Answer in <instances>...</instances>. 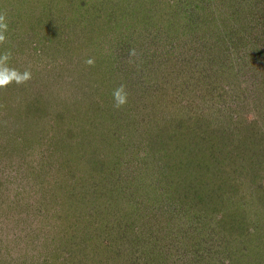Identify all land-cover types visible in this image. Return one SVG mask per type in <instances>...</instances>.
<instances>
[{"label":"rangeland","instance_id":"rangeland-1","mask_svg":"<svg viewBox=\"0 0 264 264\" xmlns=\"http://www.w3.org/2000/svg\"><path fill=\"white\" fill-rule=\"evenodd\" d=\"M165 13L167 0H0V54L31 72L0 88V264H115L106 237L125 222L167 256L171 227L142 164L162 156L148 138L167 128V102L155 104L167 98Z\"/></svg>","mask_w":264,"mask_h":264},{"label":"trees","instance_id":"trees-1","mask_svg":"<svg viewBox=\"0 0 264 264\" xmlns=\"http://www.w3.org/2000/svg\"><path fill=\"white\" fill-rule=\"evenodd\" d=\"M163 17L167 98L155 104L167 102V128L148 138L162 156L142 164L153 165L171 243L167 256L149 253L124 214L105 247L115 264H143L144 253L152 264H264V0H167Z\"/></svg>","mask_w":264,"mask_h":264},{"label":"clouds","instance_id":"clouds-1","mask_svg":"<svg viewBox=\"0 0 264 264\" xmlns=\"http://www.w3.org/2000/svg\"><path fill=\"white\" fill-rule=\"evenodd\" d=\"M8 30V25L5 21V15L0 14V43L6 42L5 32ZM11 59V54L5 52L0 54V88L6 87L8 84L15 82L17 84L26 83L31 79V72L26 70L20 73L18 70L9 67L8 61ZM89 65L94 64V60L86 61ZM114 107L120 108L128 102V92L124 84L119 85L113 90Z\"/></svg>","mask_w":264,"mask_h":264}]
</instances>
